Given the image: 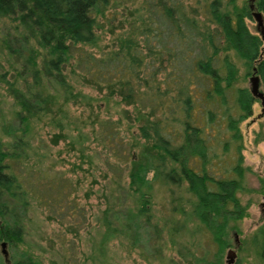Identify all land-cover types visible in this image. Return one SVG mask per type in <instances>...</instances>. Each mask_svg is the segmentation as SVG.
Returning a JSON list of instances; mask_svg holds the SVG:
<instances>
[{
  "label": "trees",
  "instance_id": "trees-1",
  "mask_svg": "<svg viewBox=\"0 0 264 264\" xmlns=\"http://www.w3.org/2000/svg\"><path fill=\"white\" fill-rule=\"evenodd\" d=\"M112 1L0 0L6 62L0 60V85L18 105L12 122L0 111V238L13 246L23 240L33 188L14 163L31 146L32 121L46 112L64 114L70 100L91 99L65 73L73 59L91 82L136 109L137 149L129 153L127 181L113 180L103 190L99 243L120 236L164 264H175L167 248L189 264H224L235 227L230 220L248 205L238 194L246 189L239 123L256 100L264 104L251 92L250 77L243 84L255 73L264 94V40L245 20L252 18L251 3L264 17V0H121L135 4L126 33L103 54L87 51L84 45L97 38L96 17ZM154 191L160 214L152 207ZM205 232L215 249L197 254L185 236ZM256 234L264 260V225ZM9 264L42 263L22 250Z\"/></svg>",
  "mask_w": 264,
  "mask_h": 264
},
{
  "label": "rangeland",
  "instance_id": "rangeland-1",
  "mask_svg": "<svg viewBox=\"0 0 264 264\" xmlns=\"http://www.w3.org/2000/svg\"><path fill=\"white\" fill-rule=\"evenodd\" d=\"M236 2L241 5L250 0ZM134 6L128 1H112L104 14L96 17L95 43L84 48L103 54L114 47L117 37L127 31L126 23L132 19ZM245 22L252 32L257 31L253 17L246 18ZM3 59L2 55L0 60L6 67ZM65 73L74 90H82L91 99L89 103L70 100L64 114L46 112L32 121L31 146L14 163L16 171L25 169L26 179L33 188L27 197L25 232L16 246L0 238V264H9L22 250H30L42 264H164L152 258L144 245L133 246L120 236L99 243L103 229L98 220L106 202L103 190L113 185V180L127 181L129 153L132 148L137 149L133 145L138 138L136 109L134 104L125 103L119 95L108 94L104 86L91 82L73 59L66 65ZM250 76L251 73L243 84L249 85ZM261 86L259 84V89ZM17 108L0 85V111L10 122ZM53 116L58 117L62 125L56 124ZM239 126L246 189L238 194L248 205L246 214L230 220V225L235 227L230 229V243L222 251L224 264L228 247L236 252L233 261L239 258L241 262H264L259 254L260 235L256 234L259 226L264 225V104L256 100L252 113L241 120ZM54 132L59 135L54 137ZM150 174L151 171L148 176ZM152 200L155 214L162 213L157 191L153 192ZM185 237L197 254L215 249L207 232ZM2 240L5 241L3 246ZM165 254L173 255L175 264L190 263V258L188 261L178 259L180 254L174 248H167Z\"/></svg>",
  "mask_w": 264,
  "mask_h": 264
},
{
  "label": "water",
  "instance_id": "water-1",
  "mask_svg": "<svg viewBox=\"0 0 264 264\" xmlns=\"http://www.w3.org/2000/svg\"><path fill=\"white\" fill-rule=\"evenodd\" d=\"M250 8H251V15L254 18L255 22H256V30L258 31V33L261 35L262 39L264 40V19H263V14L261 11L253 8L252 3L250 4ZM250 90L251 92L257 96L261 98V102L263 103L264 100V94L261 91V89H259V78L258 75H256L255 73H253L250 76ZM235 238H237V235L235 233ZM5 241H1V245H4ZM2 251L5 252L4 248L2 247ZM236 255L235 250L232 247H228L226 250V263L230 264L234 257Z\"/></svg>",
  "mask_w": 264,
  "mask_h": 264
}]
</instances>
